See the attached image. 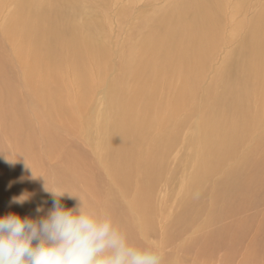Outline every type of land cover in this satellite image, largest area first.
<instances>
[{"label":"bare ground","instance_id":"6f19581e","mask_svg":"<svg viewBox=\"0 0 264 264\" xmlns=\"http://www.w3.org/2000/svg\"><path fill=\"white\" fill-rule=\"evenodd\" d=\"M96 1L0 0V216L14 212L38 219L46 215L53 207L46 186L78 196L87 209L109 215L129 242L139 247H147L142 238L155 232L158 221L165 218L170 224L189 226L196 209L193 202L181 215L170 218L163 203L151 197L156 177L137 175L144 162L157 171L162 160L154 155L156 139L144 147L150 142L149 130L141 126L178 122V108L188 103L198 108L191 93L210 54L225 51L221 60L230 67L238 51L234 63L241 69L222 74L224 96L209 92L196 121L181 120L179 127L163 136L194 125L196 138L188 150L193 180L236 147H245L246 169L216 181L220 188L216 196L227 207L211 214L199 234L220 240L229 254L245 243L246 252L261 260L255 244L264 239V131L259 130L264 126V0L256 15L235 17L233 29L224 26L228 0H172L151 24L150 35L129 49L130 63L118 78L108 76L106 48L84 34V27L75 21L84 7L117 13L118 2ZM249 1L236 0L232 12L250 14ZM91 26L98 28L97 23ZM231 44L236 46L227 49ZM134 52L137 56L131 57ZM127 76L134 85H125ZM177 82L185 88L176 87V100L160 116L157 112L152 116L156 91L161 86L174 88L168 85ZM85 128L90 146L100 153L92 150L81 160L75 145ZM77 130L69 150L64 135ZM258 135L255 149L247 148L245 140ZM37 148L48 154L40 155ZM63 157L80 169H102L91 177L87 194L75 192L84 185L76 186L79 174L63 163ZM109 178L107 187L101 184ZM24 194L25 203H11ZM77 202L67 194L61 199L65 208ZM37 207L43 211L38 213ZM253 229V238L246 241Z\"/></svg>","mask_w":264,"mask_h":264},{"label":"rangeland","instance_id":"374dc122","mask_svg":"<svg viewBox=\"0 0 264 264\" xmlns=\"http://www.w3.org/2000/svg\"><path fill=\"white\" fill-rule=\"evenodd\" d=\"M46 2L47 0H40ZM101 0H97L99 3ZM107 1L108 4L111 0ZM101 1V2H102ZM118 2L116 5L117 13L103 11L99 6L92 9L84 7L83 14L80 17H75L76 23L84 27L83 33L92 35L94 41L102 45L107 50L106 62L109 66L108 76L110 78H118L125 74L126 68L130 63L129 49L139 44L143 39L148 37L151 33L150 26L157 21L166 9L172 4V0H114ZM236 0H228V8L224 12L223 16L228 19L225 20L224 26L234 28L235 17L245 15H256L257 10L263 3V0H250L248 6L251 7V13H239L234 14L232 12L233 3ZM261 1V2H260ZM96 3V4H97ZM231 19V20H230ZM92 23H97L98 28H92ZM220 43L223 44V33L220 39ZM233 45V46H231ZM227 49H231L236 44H231ZM231 47V48H230ZM225 51L219 56L210 54L207 66L203 69L201 76L195 82V89H193L191 95L195 96L196 105L198 108L192 109L187 105L179 107L176 113V119L178 122H165L164 124L144 123L141 128L143 130H149L148 136L150 142L146 143L144 147L147 149L150 147L153 140H157L154 147V155L160 161V167L156 171L152 167L148 166L147 162H144L137 170L138 177L146 179L148 176H155V185L151 193L152 199L158 204L163 203L164 207L169 211L170 218H176L181 215L190 202H193L196 209L192 213L193 221L189 226L183 227L180 225L170 224L169 218H165L162 223H157L156 231L150 232L146 237L142 238V242L147 247H155L163 253V264H264V239H260L262 235H258V239L255 248L259 250L261 260L256 259L253 255H249L246 252L245 243L237 245L234 253L229 254L226 247L220 240H213L210 237H202L199 232L202 229L203 223L214 212L227 207L224 200L218 195L220 188L217 186V179L222 175L231 177L233 173L244 171L246 169V160L243 157L242 150L237 147L231 151L229 155L213 163V165L205 172L201 173L197 179L193 180L190 176L192 171V161L188 155V150H191L192 146L189 143L192 142V138H196L194 133V125H191L187 130L176 131L169 137L163 136V134L174 127H179V121H186L188 118H194L197 120V115L202 111L205 106L209 92L213 97H223L224 91L221 86L222 74H228L229 71H238L241 66L236 65L234 61L238 57V51L235 52V57L230 67H227L222 62L221 58L224 56ZM137 56V52L131 54ZM104 75V74H102ZM226 79V78H225ZM228 83L233 84L228 77ZM106 83L107 82H103ZM135 81L130 76L125 79L126 86L134 85ZM168 86H175L169 88L167 86H161L155 95H157V103L153 105L155 111L152 116L157 112V116H160L168 105L174 102V98L177 94V88H185V85L170 84ZM95 100V97H94ZM192 113V117H191ZM193 121V120H192ZM134 121H130L132 126ZM83 138L76 142L75 151L79 159H83L91 151H99L93 149L90 146V139L88 137V128L83 129ZM260 131H264V126H260ZM133 131L129 129V133ZM79 134V131L72 133H66L65 147L69 150L73 139ZM261 135H264L262 133ZM247 138L245 140L246 147L255 149L257 144V138ZM104 137V136H103ZM12 149V148H11ZM40 155L48 154V151L37 148ZM9 153H11L9 151ZM112 155L111 153H109ZM10 155V154H9ZM55 159L59 158L58 154H53ZM63 163L72 168L73 171H77L79 179L76 186L84 185L83 189L77 188L76 193L83 195L88 192V183L91 177H95L102 173V169L97 167H90L88 171L85 168L80 169L79 166L73 162L68 165L66 159L63 157ZM29 166L31 165L28 161ZM242 176V175H240ZM40 178V171H37L36 180ZM110 178L103 181L104 186H108ZM100 184V185H101ZM152 209L147 210L148 213ZM161 219V218H160ZM191 220V216H190ZM255 228V227H254ZM161 232L160 234L157 232ZM251 232L246 234L248 241L253 238ZM164 238V240H163ZM146 240V241H144ZM170 243V244H168Z\"/></svg>","mask_w":264,"mask_h":264},{"label":"clouds","instance_id":"9594fccd","mask_svg":"<svg viewBox=\"0 0 264 264\" xmlns=\"http://www.w3.org/2000/svg\"><path fill=\"white\" fill-rule=\"evenodd\" d=\"M45 191L53 197L46 215L38 219L14 212L0 216V264H163L159 249L131 244L109 215L87 209L67 191L46 186ZM66 194L77 198L75 207L61 204ZM27 199L24 194L11 203L22 205Z\"/></svg>","mask_w":264,"mask_h":264}]
</instances>
